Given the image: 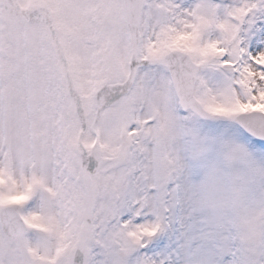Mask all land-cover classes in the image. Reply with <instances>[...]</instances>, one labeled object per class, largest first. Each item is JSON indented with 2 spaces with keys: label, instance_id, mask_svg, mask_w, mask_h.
<instances>
[{
  "label": "snow or ice",
  "instance_id": "1",
  "mask_svg": "<svg viewBox=\"0 0 264 264\" xmlns=\"http://www.w3.org/2000/svg\"><path fill=\"white\" fill-rule=\"evenodd\" d=\"M246 113L264 0H0V264H264V173L210 216L175 148Z\"/></svg>",
  "mask_w": 264,
  "mask_h": 264
},
{
  "label": "clouds",
  "instance_id": "2",
  "mask_svg": "<svg viewBox=\"0 0 264 264\" xmlns=\"http://www.w3.org/2000/svg\"><path fill=\"white\" fill-rule=\"evenodd\" d=\"M189 126L204 134L197 121H189ZM198 147L194 140L178 133L175 148L184 161L185 178L190 179L195 186L190 190L210 216L215 215L214 206L221 202L223 211L227 212L230 200V169L215 150L209 151L203 161H194L192 154Z\"/></svg>",
  "mask_w": 264,
  "mask_h": 264
},
{
  "label": "rangeland",
  "instance_id": "3",
  "mask_svg": "<svg viewBox=\"0 0 264 264\" xmlns=\"http://www.w3.org/2000/svg\"><path fill=\"white\" fill-rule=\"evenodd\" d=\"M208 79L210 85L217 90H225L228 86L225 78L219 73L209 72ZM232 118H228L227 123L236 131L231 137L222 142L220 148L221 155H226L229 152L233 154V158L228 165L230 172L243 175L264 173V150L254 148L251 141L243 139L242 137L247 136L251 137V140H256L237 126Z\"/></svg>",
  "mask_w": 264,
  "mask_h": 264
},
{
  "label": "water",
  "instance_id": "4",
  "mask_svg": "<svg viewBox=\"0 0 264 264\" xmlns=\"http://www.w3.org/2000/svg\"><path fill=\"white\" fill-rule=\"evenodd\" d=\"M234 120L247 133L251 134V136L264 141V114H242L237 116Z\"/></svg>",
  "mask_w": 264,
  "mask_h": 264
}]
</instances>
